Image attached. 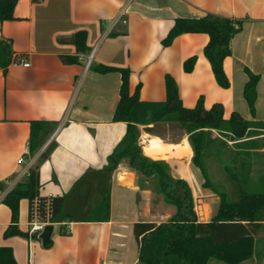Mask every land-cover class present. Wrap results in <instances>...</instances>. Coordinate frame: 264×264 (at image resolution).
<instances>
[{"label": "crops", "instance_id": "1", "mask_svg": "<svg viewBox=\"0 0 264 264\" xmlns=\"http://www.w3.org/2000/svg\"><path fill=\"white\" fill-rule=\"evenodd\" d=\"M208 13L242 23L231 41L232 55L224 61L228 89L217 84L204 56L207 34H183L163 45L175 19ZM80 31L87 35L84 53L71 40ZM0 39L11 41L14 51L7 70L0 69V247H10L18 264H141L133 235L138 220L115 221L112 211L114 196L137 210L150 199L149 191L127 185L135 171L125 161L112 176L110 221L53 224L52 245L47 247L57 246L52 255L31 240L34 235L4 237L12 215L2 201L31 168L39 165L42 197L63 196L85 172L102 169L125 135L126 123L113 121L121 74H101L91 66L128 68L130 92L141 83L144 102L166 101L165 77L170 75L186 108L195 107L202 96L206 108L222 104L225 118L237 112L246 120L264 121V0H19L14 19L0 24ZM193 56L194 69L186 73L184 62ZM245 68L260 75L255 118L244 98ZM35 121L56 127L32 156L29 141ZM50 145L49 157L40 161ZM192 156L191 148L190 158L168 164L173 177L188 182L195 199V193L208 196L211 190L203 187ZM123 170L128 172L125 180L118 176ZM29 224V202L22 199L18 228L29 233ZM57 226L66 233L56 232ZM125 227L131 228L132 238L126 237Z\"/></svg>", "mask_w": 264, "mask_h": 264}, {"label": "trees", "instance_id": "2", "mask_svg": "<svg viewBox=\"0 0 264 264\" xmlns=\"http://www.w3.org/2000/svg\"><path fill=\"white\" fill-rule=\"evenodd\" d=\"M18 1L0 0V24L14 19ZM241 27L240 21L211 13L200 18H177L163 45L170 46L183 34H207L209 42L204 48V56L211 65L217 84L228 89L230 80L224 70V61L232 55L231 41ZM86 37V32L80 31L71 39L79 53L87 50ZM13 56L11 41L0 39L1 70H7ZM68 60L78 61L77 58ZM196 61L197 56L187 59L183 65L184 71L192 72ZM90 68L101 74H121L120 99L113 121L126 123L125 135L102 169L85 172L63 196L42 197L39 165L31 168L25 179L17 183L2 201L12 215L4 237H30L29 233H23L18 228L22 199L29 202L30 220L36 212L39 220L49 224L110 221L112 176L125 161L139 176L146 180L154 179L157 192L175 208L168 221H138L133 224L141 264H209L212 260L242 264L256 257L262 258L264 251L258 250L257 245L258 234L264 228V177L261 186L251 184L250 172L253 155L262 149L259 140L264 137V121L246 120L237 112L225 118L222 104L216 103L206 108L202 96L195 107L186 108L179 96L178 86L170 75L165 77L166 101L144 102L140 99L141 83L133 93L130 92L128 68L106 65ZM245 72L248 81L244 86V98L251 116L255 118L260 75L247 68ZM159 122H176L184 129L193 151L192 163L201 171L204 179L203 187L220 196L219 209L210 221H199L188 182L173 177L166 161L151 160L143 154L139 144L140 126L147 133L154 134L151 126ZM55 127L56 124L45 121L31 123L30 155L38 153ZM214 133L217 135L214 136ZM52 149L53 145H50L42 153L40 161L47 159ZM215 150L219 155L231 152V163L224 165L231 191L219 192L209 180L205 159ZM0 188H3L1 183ZM0 264H18L10 247H0Z\"/></svg>", "mask_w": 264, "mask_h": 264}, {"label": "rangeland", "instance_id": "3", "mask_svg": "<svg viewBox=\"0 0 264 264\" xmlns=\"http://www.w3.org/2000/svg\"><path fill=\"white\" fill-rule=\"evenodd\" d=\"M151 127H153L154 134L147 133L144 130V127L140 129L141 135L139 138V144L142 147V151L144 155H145L144 153L145 143L143 140V135L145 133L149 134L150 136H158L165 143H169V144H180L185 138L188 140L186 132L176 122H159V123L152 125ZM216 135L217 134L214 133V136ZM259 142H260L262 149L255 152V154L253 155L252 167H251V172H250V183L256 184L257 186L259 185L261 186L262 178L264 177V137L261 138ZM229 153L231 152H225L222 155H219V153L215 150L212 153H209L205 159V166L207 169L209 180L212 183V185L216 188V190L219 192L220 191H227V192L231 191V185L227 179L226 172L224 170V165L226 163L228 164L231 163L229 160L230 159ZM150 159L155 160V161H166L168 163V162L175 161V160L176 161L185 160L187 158H179V159L172 158L169 160H165V159L156 160L152 158ZM184 167H187V166H184ZM120 175L125 176L127 178L128 172L123 170L121 171L120 174H118V176ZM129 177L131 178L132 182L129 183V180H126L127 185L132 186L135 183L136 186L140 188V190L149 191L150 193L149 202L147 204L146 202L139 203L138 210H137L136 208L129 207L127 204L123 203L116 196H114V200L112 204L114 220L118 221L119 219H124L126 222H128L129 220L131 222H133L134 220H138V221H148V222L157 223V222L163 221L162 217H165L164 221H168L170 217L175 213V208L165 201L162 194L157 192L155 180L154 179L146 180L145 178L139 176L136 172L134 175H129ZM194 195H195V199H194L195 211L197 213L199 221L201 222L210 221L216 215L219 209L220 200H221L220 196L214 193L213 191L208 192V196L204 192L203 193L197 192ZM127 228L128 227H125V232L127 235L126 237L132 238L133 236H132L131 228L129 231L127 230ZM59 229L64 234L65 232L64 227L62 228L58 226L55 227L56 232H58ZM70 233L71 232L63 236L67 237L70 235ZM258 238H259V243L257 245V249L260 251L262 250L264 251V228L259 232ZM31 240L35 243H38L44 252L51 253L50 255L54 254L56 251L55 249H57V246L54 248L52 247L50 249L47 247H44L41 242V239L39 238V235L38 236L34 235L31 238ZM133 245L135 246V244ZM127 250L130 251L129 257H132V249H127ZM261 261H262V258L256 257L242 264H261ZM209 264H224V263L218 262L216 260H212L210 261Z\"/></svg>", "mask_w": 264, "mask_h": 264}, {"label": "bare ground", "instance_id": "4", "mask_svg": "<svg viewBox=\"0 0 264 264\" xmlns=\"http://www.w3.org/2000/svg\"><path fill=\"white\" fill-rule=\"evenodd\" d=\"M143 140L145 143L144 153L152 159L169 160L172 158L179 159L191 156V148L186 138L180 144H169L165 143L158 136H150L145 133ZM120 179L125 180L126 178L122 176Z\"/></svg>", "mask_w": 264, "mask_h": 264}, {"label": "built area", "instance_id": "5", "mask_svg": "<svg viewBox=\"0 0 264 264\" xmlns=\"http://www.w3.org/2000/svg\"><path fill=\"white\" fill-rule=\"evenodd\" d=\"M89 62H90V60H89ZM24 65L25 66H29V64L28 63H24ZM24 161V159H20V163L21 162H23ZM163 219V221H161L160 223H162V222H165L164 221V218L165 217H162ZM49 223H47V222H43V221H41V220H39V218H38V215H37V213L35 212L34 213V216H33V218H32V220H30V228H29V234L30 235H40L42 232H43V230H44V228H45V226L46 225H48Z\"/></svg>", "mask_w": 264, "mask_h": 264}, {"label": "water", "instance_id": "6", "mask_svg": "<svg viewBox=\"0 0 264 264\" xmlns=\"http://www.w3.org/2000/svg\"><path fill=\"white\" fill-rule=\"evenodd\" d=\"M53 230H54V225L48 224L45 226L43 232L39 235V238L41 239L44 247H49L52 245L51 235L53 233Z\"/></svg>", "mask_w": 264, "mask_h": 264}]
</instances>
